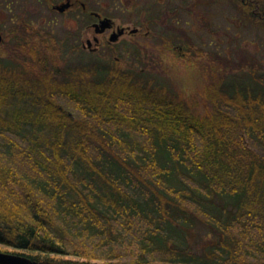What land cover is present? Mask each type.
I'll use <instances>...</instances> for the list:
<instances>
[{
	"label": "trees",
	"instance_id": "16d2710c",
	"mask_svg": "<svg viewBox=\"0 0 264 264\" xmlns=\"http://www.w3.org/2000/svg\"><path fill=\"white\" fill-rule=\"evenodd\" d=\"M233 3L264 24V0ZM7 34L0 250L32 264L264 262V69L256 57L182 41L185 57H201L203 75L186 94L146 63L139 70L122 56L83 54L27 21ZM162 39L171 46L178 38ZM197 226L216 235L200 250Z\"/></svg>",
	"mask_w": 264,
	"mask_h": 264
},
{
	"label": "rangeland",
	"instance_id": "374dc122",
	"mask_svg": "<svg viewBox=\"0 0 264 264\" xmlns=\"http://www.w3.org/2000/svg\"><path fill=\"white\" fill-rule=\"evenodd\" d=\"M104 1V4L112 9L118 23L128 24L140 17L151 18L154 23L151 24L152 34L149 36H138L132 41L128 35H124L113 44V53L105 48L100 51V55L122 56V64L139 70H143L146 63L145 68L149 72L158 75L178 91L189 94L201 86L203 75L199 61H196L201 57L182 58L180 52H173L163 44L164 35L178 38L177 41L184 46L185 40L192 41L197 48H203L206 52L219 51L230 59L239 60L242 55L254 56L264 69V24L251 21L234 6L233 0H161L163 4L159 3V0H138L141 8L137 11H132V0ZM45 3V0H0V29L6 33L5 40L13 41L12 36L7 34L17 23H13L12 17L17 20L24 15L27 22L37 27L38 24L45 23V28L52 31L55 37L69 48L72 42H68V33L75 32L78 26L76 21L71 19V15L74 19L75 13L71 12L68 16L57 13L56 17H53L43 10ZM180 3H184V7L181 6L182 9L177 10ZM50 20L51 24L48 25ZM89 36L92 37L91 34ZM132 44L136 45L135 49L129 48ZM0 56H7L2 44ZM72 57L78 59L79 53L73 54ZM206 231L207 229L201 226L195 228L196 237L192 242L198 250L215 240L216 235H207Z\"/></svg>",
	"mask_w": 264,
	"mask_h": 264
},
{
	"label": "flooded vegetation",
	"instance_id": "af4514ba",
	"mask_svg": "<svg viewBox=\"0 0 264 264\" xmlns=\"http://www.w3.org/2000/svg\"><path fill=\"white\" fill-rule=\"evenodd\" d=\"M132 1L133 4L130 5L132 7V11H135V9L137 11V9L141 8L138 0ZM45 2L46 7L43 10H46L47 13L53 17H56L57 13L62 16H68L69 14H71V12L75 13L74 19L73 15H71V19L76 21L78 26L75 32L72 33L69 31L68 42H72L73 45L78 46L83 51V54L97 53L100 55V51L104 50L105 48L107 50H111L113 53L115 51V48H113V44H115L116 41H119L120 38L124 35H128V37H130L131 40L134 41L133 38H136L138 36L147 37L152 34L151 24L154 23V20H152L151 18L149 19L148 17H140L139 19H133L128 24L118 23L115 19L116 17L114 16L112 9L108 8V5L104 4V0H45ZM67 2H69V6L66 9L62 10L59 8V6ZM159 3L163 4L164 2L159 0ZM181 6L184 7V3H180L179 6L177 5V10H179L180 8L182 9ZM172 10L173 9L171 7L170 11ZM23 16L24 15L18 17L17 20L12 17L11 20H13V23L17 21L16 24H20L24 21H27ZM106 18L109 19L107 20L109 24L105 29L102 30V21ZM44 22H46V20ZM47 24L50 25L51 20ZM38 26L43 32H48L54 35L52 31L45 28V23L38 24ZM122 29H124L123 33L118 36L117 40H112L111 36ZM0 31L2 32L5 40V31L3 29H0ZM90 34L92 37L89 36ZM167 47L173 52H180L182 57H185L188 52L187 50H185V46L177 40L174 41L171 46ZM129 48L135 49L136 45L132 44L131 46H129ZM115 57L117 59H120V56L115 55Z\"/></svg>",
	"mask_w": 264,
	"mask_h": 264
},
{
	"label": "water",
	"instance_id": "95a60500",
	"mask_svg": "<svg viewBox=\"0 0 264 264\" xmlns=\"http://www.w3.org/2000/svg\"><path fill=\"white\" fill-rule=\"evenodd\" d=\"M68 6H69V2L59 6V8L64 10ZM107 20H109V19L106 18L105 20L102 21V25H103L102 30L108 26L109 22ZM123 30L124 29L114 33L111 36V39L117 40L118 36L123 33ZM3 39H4V36H3L2 32L0 31V43L3 41ZM0 263H4V264H32L33 261L28 256L0 250Z\"/></svg>",
	"mask_w": 264,
	"mask_h": 264
}]
</instances>
